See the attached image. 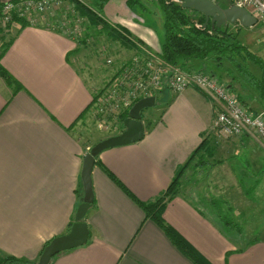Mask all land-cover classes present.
<instances>
[{
  "label": "crops",
  "instance_id": "0c3cea01",
  "mask_svg": "<svg viewBox=\"0 0 264 264\" xmlns=\"http://www.w3.org/2000/svg\"><path fill=\"white\" fill-rule=\"evenodd\" d=\"M104 6L103 13L111 24L124 29L130 38L133 32L141 36L129 22L119 26ZM12 27L16 29L10 34L0 31V46L11 39L0 53V65L19 85L15 88L16 84L7 83L0 75V259L12 256L35 264L44 246L69 230L83 195L82 158L95 141L89 144L91 136L82 133L92 119L94 93L130 57L120 61L114 55V43L107 44L101 56L111 58L112 63L103 65L81 49L85 34L78 42L47 25ZM152 33L143 34L140 42L157 55L158 38ZM129 49L133 53L134 48ZM76 60H82L83 71L92 67L90 83L75 66ZM205 63L192 60L187 65L189 70L204 72ZM223 78L229 87L232 80ZM159 97L161 102L168 98L167 108L159 114L154 112L158 105L143 112L145 133L141 140L104 149L97 155L99 163L91 173L95 203L84 217L88 240L58 253L49 264H194L110 175L140 201L153 200L167 188L203 137H208L219 108L214 98L193 87L177 94L167 91ZM263 144L250 134L228 136L220 147H231L233 158L229 160L228 155L218 167L216 160V166L210 168L220 172L222 182L216 187L225 188L226 179L238 176L233 189L254 192L255 201L256 193L264 192ZM238 154H245L241 166L230 162ZM195 160L197 157L189 168L196 162L194 170L199 172L203 166L198 167ZM163 218L209 264H264V232L252 239L240 232L229 234L219 225L221 215L204 212L182 197L166 205Z\"/></svg>",
  "mask_w": 264,
  "mask_h": 264
},
{
  "label": "rangeland",
  "instance_id": "374dc122",
  "mask_svg": "<svg viewBox=\"0 0 264 264\" xmlns=\"http://www.w3.org/2000/svg\"><path fill=\"white\" fill-rule=\"evenodd\" d=\"M7 1V0H0ZM84 1L86 3H91V7H94L96 9V5H94L96 0H80ZM175 1V0H174ZM224 6L228 7L231 4H234L235 0H219ZM71 2L69 0H63V3L61 4L60 11L62 10H72ZM108 7H107V6ZM105 9L107 13L111 14L112 16L115 15V19H117V23L119 26L126 25L127 22L131 24L132 29L139 31L141 36H144L143 34L148 33V31L151 33V31L155 32L152 33L154 37L158 38V45L159 48L162 43V36H163V18H162V11L159 7L157 0H106L105 1ZM59 9H57L58 11ZM101 15L106 18V15L103 13V11L100 12ZM68 19V18H67ZM257 22L250 26L245 27L241 26L237 31L238 39L241 43L245 45V47H248L252 52H254L258 58L262 59V63L264 65V24H262L259 19L256 20ZM238 22L230 24V29H233L237 27ZM111 24V23H109ZM239 24V23H238ZM112 27L117 28V25L111 24ZM234 25V26H232ZM86 30H82L85 32L86 35V41L83 43L81 49H83V52H87V56H96L98 58V62L102 63L103 65H106V59H104L101 56L102 49L106 50V46L113 45L116 50L113 52H116L117 57L120 58V61L126 57H132L131 55L132 50L129 48L124 49L125 47L121 46L117 41H111L110 36L106 32H97V28H91L88 30V24L84 21L83 28H86ZM16 27H12V30H15ZM103 29V28H102ZM53 30V29H52ZM60 30L59 27H57L58 32ZM138 33V32H137ZM94 34L96 36L94 37ZM100 34V35H99ZM84 35V34H83ZM83 35L81 37H83ZM141 36L137 35L135 32H133V47H140L138 45L142 46V43L140 41H143ZM84 48L86 50H84ZM158 48V46H157ZM119 49L120 51H117ZM129 49V50H127ZM124 52L129 53L128 55H124ZM151 53V52H150ZM129 58V59H130ZM129 59L122 62L120 65L128 61ZM75 66L79 69V71L83 74L85 79L90 83L89 78L92 67L84 68V71L82 70V60L81 62L76 60L74 61ZM227 61H223V64H226ZM81 64V65H80ZM206 68L211 69L214 71V74L216 78L219 79L220 73L219 68L215 67L212 62H207L204 64ZM202 65V68L204 67ZM118 66V67H119ZM247 66L249 68V71L257 78H262V71L259 70V67L252 61L247 62ZM200 68V67H199ZM222 77L226 78V81L229 80V77L226 75H223ZM224 79V78H223ZM232 80V79H231ZM220 81V80H219ZM230 82V80H229ZM232 88L233 90L238 93L239 95H243L246 97V102L249 107L247 109H251L250 111L254 112L253 110L258 112L264 111L263 106L260 104L259 97L256 91L246 84V82H243L241 79H239V82L232 81ZM193 88H196L193 86ZM166 90L159 92L161 95H164ZM158 93V94H159ZM159 94V96H160ZM177 94V93H176ZM249 95V96H248ZM251 96V99H247ZM164 100V99H163ZM158 101L161 102L162 99L159 97L155 102L157 103V110L154 111L155 114L161 113V110L163 111L164 108H167L166 101L161 102L158 104ZM154 107H149L148 109H154ZM152 111V110H151ZM88 123V122H87ZM118 131V130H117ZM116 131H106L105 129H101V127H98L96 125V122H93L90 120L89 124L86 126V130L82 134H85V136H91V141L89 144H91L93 141H95L97 138L100 137H108L111 136L112 133H115ZM81 134V133H80ZM208 137L212 143H210V150H208L211 156L206 155V152L204 153V156L197 157V165L198 167L203 166V169H201L199 172L194 170L195 165H191V168H189V165L187 168L182 169L173 177L175 179L174 183V196L171 200L174 198L182 197L187 203L191 205H195L197 208L201 209L202 211H213L217 212L218 215L222 216V221L219 222V225L224 231H227L229 234L233 232H240V234H246V237H249V239L255 238L256 236H260L262 232H264V192L263 193H256V200L257 203L253 199L254 192H245V191H237L233 189L234 184L237 183L238 176H234L231 180H228V182L224 181L225 184L231 185L230 189L225 188H218L216 187V184L221 185L220 182L221 176L219 170L216 169V167L221 166L222 160L226 159L229 154L232 153L231 147L230 149L222 148L220 147L222 144L225 145V141H227L228 135H218L215 132L211 131L207 134ZM248 136L247 133H242L239 135L234 136ZM232 136V135H230ZM252 136V135H251ZM260 140L258 136H254ZM205 139V137H203ZM202 141V140H201ZM228 145V144H226ZM233 147V146H232ZM205 151V150H204ZM236 160L232 159L233 163L241 164L243 163V155H235ZM222 158V159H221ZM233 158V155H229L228 159ZM201 159V160H200ZM221 159V160H220ZM218 160V162L216 161ZM220 160V161H219ZM201 162H204L201 165ZM219 163L217 166L216 164ZM194 163V161H193ZM224 167H229L227 163L223 164ZM193 166V167H192ZM215 169L210 171V168ZM202 168V167H201ZM209 169V171H208ZM223 185V184H222ZM170 200V201H171ZM169 201V202H170ZM168 202V203H169ZM167 203V204H168ZM214 205V206H213ZM234 210L236 213L242 214L241 217L235 215ZM227 219V221H232L236 225H230L225 224L223 221ZM239 226L240 231L235 230ZM25 264V263H20Z\"/></svg>",
  "mask_w": 264,
  "mask_h": 264
},
{
  "label": "trees",
  "instance_id": "16d2710c",
  "mask_svg": "<svg viewBox=\"0 0 264 264\" xmlns=\"http://www.w3.org/2000/svg\"><path fill=\"white\" fill-rule=\"evenodd\" d=\"M69 1L72 4V10H62L59 11L57 15H66L68 18L72 17L73 14L83 16L86 18V21L88 23V30L98 27V29H100L98 31L106 32L110 36L111 41H117L121 46L125 48H134L132 42L133 39L130 38L127 33H125L124 29H120L119 27H117L118 29H116L112 27V25L108 23V20L101 15L100 12L103 11L102 8L106 0H96L94 3V5H96V9L84 4L80 0ZM215 1L221 7H228V5L224 6V4H222L219 0ZM157 3L163 13L162 43L160 46V51L157 53V56L162 61L169 64L170 68H178L185 71L196 70H189L191 66L187 65L188 61L203 60L212 62L215 67L219 68V71H222L218 73H220L219 80L224 84V86L228 87L227 85H225L224 81L221 80L223 79L222 76L224 74L234 82H239V79H241L256 91V93L258 94L257 96L260 100V104L264 108V65L262 63V59L258 58V56L254 52H252L248 47H245V45L238 39L236 33L242 25H238L233 29V31L229 27L230 24L221 27H212L210 23H208L206 27H203L202 25L205 21V18L198 11L194 9L184 8L182 7L180 2L174 0H157ZM15 21L17 22L16 24H19V27L26 25V22L18 17H15ZM10 28L8 29V31L4 32V34H10ZM9 40L2 43V45L0 46L2 47L0 53H2V51L6 48L7 42ZM77 41L79 42V39H77ZM82 42L84 43L85 41L82 40ZM225 60L227 61V63L223 64V61ZM248 61L254 62L259 67V70L262 71L263 74L260 80L257 79L251 73V71H249V68L247 66ZM209 70L210 71H208L207 68V70H205L204 72L215 76L214 71L211 69ZM0 75L5 77L7 83H14L17 85L15 86V88L19 87V85L12 79V77L6 72V70L1 67V65ZM231 82L228 89L232 90V92L235 94V97H237V99L247 109V107L249 106L247 105L246 97H244L242 94L239 95L238 93H236L232 88ZM165 92H167V90ZM159 94L155 95V101L159 98ZM247 99H249V97ZM164 101H166V104L168 105L167 97L164 98ZM154 106H157L156 102ZM147 109L148 108L143 109L142 114ZM127 113L128 111L120 113L118 115L119 120L123 122L124 118L127 116ZM253 113L256 114L257 111H254ZM146 120H149V118L147 117ZM122 129L123 124L120 125L118 131L112 133L111 135L120 133ZM105 137L97 138L95 142ZM210 143H212L211 140L207 138V136H205V139H203L198 147L191 152L187 161L177 168L175 175H177V173L182 169L187 168L190 162L193 161L196 157L202 158V156H204L203 152H209L208 150H210ZM207 152L206 155L211 156ZM97 162L99 163V160L95 161V163ZM110 175L113 180L122 187L123 191L127 195H129L139 206L142 207L145 216L157 223L158 226L161 227V229L171 239V241L179 248V250H181L187 257H189L194 264H209L203 259L201 254L163 218L164 209L167 203L174 196L175 179L172 178L167 188L153 200L143 202L133 196L131 192L112 174ZM175 175L173 177H175ZM80 186L82 187L81 181ZM94 203L95 201L93 198V205ZM223 222L225 224H230L231 226L233 224L236 225L232 221H227L226 218ZM235 230L240 231L239 226H237ZM20 263L29 264V262L27 261L20 260L12 256H5L0 259V264Z\"/></svg>",
  "mask_w": 264,
  "mask_h": 264
},
{
  "label": "built area",
  "instance_id": "2783aa9c",
  "mask_svg": "<svg viewBox=\"0 0 264 264\" xmlns=\"http://www.w3.org/2000/svg\"><path fill=\"white\" fill-rule=\"evenodd\" d=\"M62 3L63 0L2 1L0 31L6 32L16 25L15 17H18L32 26L47 25L56 31L59 27L58 32L79 39L85 34L82 30L87 29L83 28L84 21L87 23L86 18L77 14H73L72 18L66 15L58 17ZM234 4L244 7L264 24V0H235ZM134 50L132 57L117 67L114 75L94 93L91 120L98 127L117 131L123 124L118 115L128 111L138 99L155 96L164 90L176 94L194 86L218 102L219 108L210 125L211 131L228 136L247 133L258 136L264 143V111L255 114L246 109L232 90L216 76L203 71L170 68L156 53H150L142 46ZM106 62L112 63V59L107 58Z\"/></svg>",
  "mask_w": 264,
  "mask_h": 264
},
{
  "label": "water",
  "instance_id": "95a60500",
  "mask_svg": "<svg viewBox=\"0 0 264 264\" xmlns=\"http://www.w3.org/2000/svg\"><path fill=\"white\" fill-rule=\"evenodd\" d=\"M181 3L182 7L194 9L201 13L205 21L203 27L208 23L221 27L238 22L240 25L250 27L257 21L244 7L231 4L229 7H221L215 0H175ZM155 105V96H147L138 99L128 110L123 120V129L114 134L95 142L82 158L80 170V181L83 195L74 213V221L69 230L52 238L42 249L35 264H49L51 259L58 253L85 244L89 237V229L84 220L85 214L93 205V189L91 173L95 164L96 156L104 149L114 146L126 145L141 140L144 136L142 121L143 109Z\"/></svg>",
  "mask_w": 264,
  "mask_h": 264
}]
</instances>
